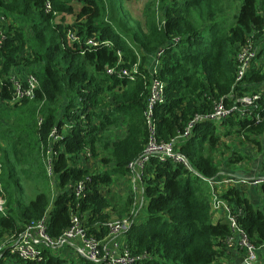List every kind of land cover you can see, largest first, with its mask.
I'll return each mask as SVG.
<instances>
[{
	"label": "trees",
	"instance_id": "obj_1",
	"mask_svg": "<svg viewBox=\"0 0 264 264\" xmlns=\"http://www.w3.org/2000/svg\"><path fill=\"white\" fill-rule=\"evenodd\" d=\"M48 1L53 6L52 13L46 12ZM160 1L163 18L156 12L149 14L148 8L155 3L150 0L143 25L127 10L124 0H0V39L1 31L7 36L0 49V113L3 109L20 110L28 119L25 130L13 127L0 130V140L8 143L6 147L0 145L3 163L0 197L6 200L8 209L13 206L0 212V245L7 237L14 238L16 245L25 225L45 214L49 217L52 238H60L71 228L72 213L80 216L91 213L85 225L88 233L99 240L108 236L109 229L103 223L109 221L105 212L112 203L102 188L110 187L111 176L91 174L80 166V161L83 156L88 158V151L95 155L101 148L107 154L105 164L113 165L121 176L129 175L128 166L142 155L148 137L144 112L150 74L145 65L148 61L152 65L159 50H165L159 78L166 84V103L157 108L160 140L170 142L183 134L197 114H210L213 103L233 90L263 92L264 96V59L261 58L264 48L258 51L244 82L239 85L236 81L237 56L242 46L248 37H253L256 44L264 35V0L261 10L258 0ZM75 4L81 6L77 13ZM54 12L76 14V24L55 25ZM1 16L22 17L33 31L31 42L25 40L24 30L16 24H2ZM253 30L257 33L251 34ZM70 31L81 44L69 42ZM89 40L98 46L89 49ZM27 54L42 65L41 72H33L40 82L37 96L13 108L4 107L13 97L9 78L13 73H22L16 67ZM120 60L130 74L135 65L139 66L136 81L107 76L106 69L117 67ZM63 100H66L64 114L58 118L54 107ZM41 101L46 102L48 114L42 126L36 128L37 107L27 106ZM68 123L66 134L56 145L59 156L54 161L53 180L58 181L57 197L52 202L48 188L43 186L46 191H38L22 209L25 190L19 166L27 163L39 170V174L43 172L31 177V172L23 171V175L35 181L45 178L50 133L57 126L61 134ZM220 125L255 146L257 158L248 159L252 161L248 164H259V175L264 174V118L256 124L234 115L217 124H198L191 136L177 147L188 158L194 172L156 158L145 169L142 180L146 182L147 216L141 222L135 220L125 235L133 256L139 258L135 264H220L227 250H232L227 245L232 230L227 221H215L213 192L206 180L233 177L245 158L234 154L221 166L214 157L215 151L226 146L218 132ZM121 128L126 134L109 144L104 135ZM87 176L92 181L86 197L77 200L69 186ZM259 192L264 198V185ZM222 198L235 211L243 210L239 223L260 250L259 264H264V209L254 206L242 188H230ZM127 204L125 210L130 207ZM15 206L20 210L18 219ZM113 211L123 214L115 206ZM132 212L136 214V208L128 216ZM6 248L0 256H12L19 264H66L51 248H41L40 259L28 262L10 255L12 248ZM239 253L242 260L244 252ZM4 258H0V264ZM84 264L96 263L85 260Z\"/></svg>",
	"mask_w": 264,
	"mask_h": 264
},
{
	"label": "built area",
	"instance_id": "obj_2",
	"mask_svg": "<svg viewBox=\"0 0 264 264\" xmlns=\"http://www.w3.org/2000/svg\"><path fill=\"white\" fill-rule=\"evenodd\" d=\"M46 12L52 13L53 6L51 2L46 3ZM56 15V12H54ZM5 17L1 16V23L5 24ZM254 34V33H251ZM67 37L70 43L81 44V40L73 32H68ZM7 36L5 31H1L0 49L4 46V41ZM178 42V39L175 40ZM89 49L98 46L94 40L87 42ZM258 45L255 44L253 37H248L245 45L242 46L237 56V76L236 81L239 85L244 82V79L252 68L254 61L258 57ZM165 50H159L155 56L152 66L149 68V96L147 100L144 117L147 126V143L142 155L131 162L128 166L129 178L136 189L140 185L145 169L151 164L152 159H159L160 162L170 161L173 164L183 166L190 172H194L188 158L182 155L177 147L183 139L191 136L195 127L203 122H213L215 124L228 120L234 115H238L241 119L251 120L259 124L264 118V96L263 92H240L233 90L228 96L219 100L214 110L207 115L197 114L188 124L186 131L180 134L177 138L170 142H165L159 138L157 108L166 103V84L159 78L162 68L161 58ZM120 60L117 67H108L106 69L107 76L129 78L131 81H136L139 73V66L135 65L133 74H130L128 69L122 65ZM2 65L0 62V75ZM10 83L13 89V97L8 105L15 106L24 100H34L37 96V91L40 89V82L32 71L26 75L11 74ZM2 85V82H1ZM231 101V104H228ZM44 119H40V126ZM63 139V134L58 132L55 127L49 136V147L46 152L47 173L53 179L54 161L58 158L59 152L56 150L57 143ZM88 158L92 157L90 151L86 153ZM2 153L0 152V174L2 172L3 163L1 161ZM237 174V173H236ZM231 178L206 180L213 192L212 214L217 220H225L229 223L232 230L231 236L227 239V245L230 249L238 252H244L241 264H259L260 250L249 238L245 229L239 223V217L243 215V210L235 211L233 207L226 202L222 195L230 188H245L253 187L260 188L264 185V174L255 177L247 176L240 178L238 175ZM92 179L90 176L84 180L69 186V191L77 199L82 200L86 197L89 184ZM136 191V190H135ZM6 200L0 197V212L6 210ZM8 209V208H7ZM7 211V210H6ZM135 212L124 218L107 221L103 226L109 229V234L104 239L99 240L96 236L88 233L87 227L84 224L82 215L72 213V226L60 238H52L49 235V217L45 214L43 218L37 221H32L25 225L21 232L16 245L13 246L11 253L17 255L21 260L35 261L40 259L41 248H51L53 252L63 250L67 243L79 241L81 244L80 254L84 260L96 264H135L139 258L133 256L130 246L125 241V235L134 224ZM4 249L0 245V254Z\"/></svg>",
	"mask_w": 264,
	"mask_h": 264
},
{
	"label": "rangeland",
	"instance_id": "obj_3",
	"mask_svg": "<svg viewBox=\"0 0 264 264\" xmlns=\"http://www.w3.org/2000/svg\"><path fill=\"white\" fill-rule=\"evenodd\" d=\"M125 6L127 10L133 15V17L140 21L143 25L146 23V16H147V8L150 5V0H124ZM160 2V4H159ZM259 2V10L262 9L263 2L262 0H258ZM74 8L76 10V13L79 11L81 8L80 5H74ZM163 11L161 1L160 0H155L154 6H150L148 8L149 14L157 13L159 18H163ZM73 15V16H71ZM55 25H63L64 26H73L76 24V14H56L55 15ZM5 20V18H4ZM12 24H16L18 28H22L24 30V38L26 41L29 43L31 42V37L33 34V31L30 27L27 26L25 23V20L22 17H16V16H10L8 19L5 20V26H9ZM254 34L257 33V31L253 30L252 31ZM256 45H260L258 48L261 50L264 48V35H262ZM30 50V49H29ZM258 51V50H257ZM28 52V51H27ZM24 60L20 61V63L16 67V71H22V75H26L28 72L32 71L34 73H39L42 71V65L39 63H35L34 59L29 55H24L23 56ZM262 59H264V53L262 54ZM28 61L27 62L25 61ZM149 61L146 63L145 67L149 66L148 65ZM262 61L257 63V65H261ZM264 66V65H263ZM15 74V73H13ZM254 89H257V86H253ZM66 100H63L62 103H58L54 108L57 117H61L62 114H64V104ZM38 102V103H32L27 106L28 109L37 107V115H36V128L41 127L39 124L40 119L46 120V115L48 114L47 112V107H46V102ZM217 101L213 103V110L215 108ZM5 105V104H4ZM43 106L42 110L41 107ZM7 108L14 107V106H9L6 104ZM16 107V105H15ZM212 110V111H213ZM1 118H2V124L0 125V130L2 129L3 131H6L8 127H13L16 130H25L26 129V124L28 122L27 116L24 114L23 111L20 110H6L3 109L1 111ZM67 126L69 125L66 124ZM57 127V126H56ZM218 127V132L221 135L222 142L226 144L222 145L219 150L214 152V157L218 160V162H221V166H223V162L227 161L228 159L232 158L234 154H238L239 156H242L245 158V161L243 164L240 166L239 169L241 168H249L251 169L254 164H248L249 161L248 159L257 158L255 157L254 153V148L255 146L249 143L248 141L244 140L243 138H238L235 135H233L230 131V129L223 127L222 125L217 126ZM55 128V127H54ZM53 128V129H54ZM52 129V130H53ZM33 129H29L30 132H32ZM63 132L66 134L67 130L64 129ZM126 134L125 129L121 128L120 130H112L108 132L106 135H104V138L107 140L109 144H112L113 142L117 141L121 137H123ZM41 145V144H40ZM107 157V154L101 149L98 148L97 153L95 155L92 154L91 158H86L85 156L82 158L81 165L83 162H85V166L89 169L91 174H98V173H108L111 176L112 183L110 187H103V191L108 193V196L111 200V203L117 210H123V214L115 213L112 209L110 210L111 213H109V222L118 220L121 218H124L128 216L131 210L133 208L135 209L136 206H131L132 202H137V200H140V196H143V199H145L144 196V188H145V181H141L140 185L136 186V191L132 190L134 189V186L130 180V178L127 176H121L118 173L115 172L114 166L110 164H105L104 159ZM247 159V161H246ZM90 165V168H89ZM232 168V167H230ZM238 169V170H239ZM261 169V166H260ZM24 172H31V177L32 174L36 176H40L42 173L39 174V170L32 169L29 164H22L19 166V177L21 179V184L25 190V193L23 194L24 197V206L22 209L25 207V205L29 204L30 201H32L36 195L39 193L38 191H46L43 186H46L48 188L50 198L52 199V202L54 198L57 196L59 188H58V181L53 180L52 178L49 177L48 173H46L45 178L41 177L39 181H35L34 178H30L29 176L23 175ZM48 175V176H47ZM149 175H147V178ZM253 187H245L243 188L244 193L247 195V191ZM259 191L260 188H254ZM264 200V198H262ZM129 206L127 210H125V207L128 205ZM18 205V204H17ZM16 205V206H17ZM124 205V207H122ZM16 211V218L18 219V214L20 213V210ZM122 207V208H121ZM9 208L8 210H11ZM121 208V209H120ZM124 208V209H123ZM260 209H264V205L258 206ZM7 210V208H6ZM5 210V211H6ZM137 212V211H136ZM5 242V241H4ZM3 245V244H2ZM5 246V245H3ZM74 251L73 254L69 253L67 255V250L63 253L64 257L69 260V263L71 264H83L85 263V260H82L75 249H71ZM75 255V256H73ZM68 263V264H69ZM3 264H17V259L13 258L11 256H6L3 260ZM67 264V263H66Z\"/></svg>",
	"mask_w": 264,
	"mask_h": 264
},
{
	"label": "crops",
	"instance_id": "obj_4",
	"mask_svg": "<svg viewBox=\"0 0 264 264\" xmlns=\"http://www.w3.org/2000/svg\"><path fill=\"white\" fill-rule=\"evenodd\" d=\"M71 16H73V15H71ZM261 49H262V47H261ZM155 59V58H154ZM151 62H152V60H151ZM150 62V63H151ZM153 62H154V60H153ZM153 64V63H152ZM152 66V65H151ZM151 66H147V67H145L146 68V70H148ZM64 129H66V130H68V126L67 125H65L64 127H63V129H62V134L64 135L65 133L63 132V130ZM13 139V138H12ZM7 142H5V141H3V140H0V145L2 146V147H6L7 146ZM84 157V156H83ZM82 157V158H83ZM82 158H81V161H82ZM81 161H80V166L82 167V168H86V169H88L86 166H85V162H83L82 163V165H81ZM89 168H90V165H89ZM89 170V169H88ZM259 172H260V166H259V164H256V165H254V166H252L251 167V169H249V168H246V169H244V168H241L240 169V171L238 172L237 171V173H240V174H243V175H245V176H250V177H255V176H257V175H259ZM228 172H225V174H227ZM236 174V173H235ZM128 177H129V175H127ZM132 190H133V188H132ZM104 191H106V190H104ZM134 191V190H133ZM134 193H135V191H134ZM107 194V197L109 198V196H108V193H106ZM57 197V196H56ZM247 197H248V200L254 205V206H256V207H258V206H260V205H262L263 204V199H262V196H261V194H260V192L258 191V190H256V189H254V188H250L248 191H247ZM140 200H137V202H134V205H136V214H135V216H134V220H136V222H141V221H143L144 220V218L147 216V205H148V200L145 198V199H143V196L141 195L140 197ZM109 200H110V198H109ZM111 201V200H110ZM53 204V203H52ZM124 206V205H123ZM51 207H53V206H51ZM50 207V208H51ZM113 208H114V206L112 205V207L110 208V209H108L105 213H111V209L113 210ZM90 216H91V213H85L84 215H82V219H83V221H84V224L86 225L87 224V222L89 221V219H90ZM5 241V242H4ZM5 245L4 247L6 248V249H8V248H13V246H14V238H11V237H7V238H5L4 240H3V242L1 243V245ZM80 248H81V244H80V242L79 241H75V242H73V243H67L65 246H64V248H63V250L61 251V250H59V251H56V252H53L55 255H58V256H60V257H62V259H64V261H66V263L68 264L69 263V260L67 259V258H65L64 257V255H63V253L65 252V250H67L66 252H67V255L69 254V253H71V254H73L74 253V251L73 250H71V249H75L76 250V252H77V254H78V256L82 259V260H84L83 259V257L81 256V254H80ZM10 255H14V254H10ZM73 256H75V255H73ZM5 257V255L3 254V255H1L0 256V258H4ZM12 257V256H11ZM242 262H241V255H240V253L238 252V251H236V250H231V251H229V250H227V252L225 253V256H224V258H222V260H221V262H220V264H241ZM17 264H19V262H18V260H17ZM70 264V263H69ZM72 264V263H71ZM84 264V263H83Z\"/></svg>",
	"mask_w": 264,
	"mask_h": 264
},
{
	"label": "water",
	"instance_id": "obj_5",
	"mask_svg": "<svg viewBox=\"0 0 264 264\" xmlns=\"http://www.w3.org/2000/svg\"><path fill=\"white\" fill-rule=\"evenodd\" d=\"M236 175H238L240 178H247V176L240 174V173H237Z\"/></svg>",
	"mask_w": 264,
	"mask_h": 264
}]
</instances>
